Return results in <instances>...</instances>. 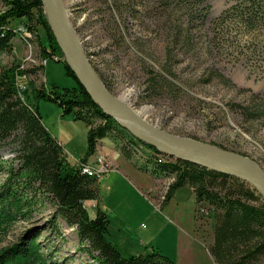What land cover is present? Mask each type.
<instances>
[{
  "label": "rangeland",
  "instance_id": "1",
  "mask_svg": "<svg viewBox=\"0 0 264 264\" xmlns=\"http://www.w3.org/2000/svg\"><path fill=\"white\" fill-rule=\"evenodd\" d=\"M261 1L264 5V0ZM63 3L89 60L107 80L114 95L151 124L244 155L264 170V23L258 21L260 18L252 22L242 18L241 0H63ZM24 21L18 19L14 25L25 28ZM176 29L182 32L179 36ZM20 33L17 36L22 39L14 38L13 50L0 51V63L15 68L14 80L25 101L35 102L32 80L36 85L45 84L48 91L56 88L62 92L64 87L76 84L66 73L62 60L33 59L37 51L30 40L33 37L29 36L27 41ZM40 38L46 42L41 29ZM34 64H42L43 68L29 74L27 70ZM149 71H153L155 79ZM149 83L155 89L149 90ZM37 105L43 122L63 145L66 158L77 167L81 161L88 162L83 158L88 150V122L76 118L74 113L64 114L54 100L41 98ZM251 111L263 116L249 118L247 113ZM93 121V125L101 122L98 118ZM107 136L120 149L128 142L133 149L130 158L136 164L141 163L137 155L147 160L156 157L161 162L175 158L156 153L146 144L149 142L136 135L133 141L129 136L126 140ZM98 144L90 154L94 156L89 166L94 171L106 168L99 175V182L116 165L107 153L98 151ZM0 163L5 167L19 166L15 143L0 142ZM5 177L6 172H0V184ZM173 181L174 177L168 175L158 180L157 199L144 193L155 205L150 216L153 223L164 217L161 209L169 200L167 195ZM29 196L33 211L0 233V249L24 235H34L48 246L45 250L54 253L52 259L56 264H98L83 249L85 244L81 243L77 229L61 216L57 217L60 233L45 229L44 223L56 209L45 194L34 191ZM185 198L189 200L184 202L189 211H185L184 219L179 221L171 215L165 220L168 222L165 232L154 231L150 237H157L155 244L176 264H217L209 249L214 241L212 206L195 198L193 207L191 197ZM146 224L144 221L139 228L149 232ZM124 247L119 246L122 250ZM147 247L156 246L146 245L138 252L143 253Z\"/></svg>",
  "mask_w": 264,
  "mask_h": 264
},
{
  "label": "trees",
  "instance_id": "2",
  "mask_svg": "<svg viewBox=\"0 0 264 264\" xmlns=\"http://www.w3.org/2000/svg\"><path fill=\"white\" fill-rule=\"evenodd\" d=\"M241 1L244 8L240 13L244 20L252 22L260 18L257 20L264 23V5L261 0ZM2 3L0 51L13 50V38L21 32L20 35L27 41L29 36L33 37L30 40L37 49L33 59H54L56 54L64 56L42 0H2ZM112 17L120 33V25L115 16ZM18 19H25L26 33L19 29L21 26L14 25ZM40 29L44 32L46 42L40 38ZM176 33L179 36L182 32L176 29ZM59 60L65 63L66 73L76 84L64 87L59 92L56 88L48 91L45 84L36 85L32 80L35 102L22 98L14 80L15 68L0 63V142L15 143L19 165L5 167L0 163V172H6L0 184V233L6 232L18 219L30 216L34 204L29 195L40 191L56 207L54 215L44 223L45 229L60 233L57 217L61 216L77 229L81 243L85 244L83 249L98 264H176L157 247H147L143 253L123 252L108 239V214L98 207L96 214L90 215L85 201H99V178L83 173L81 166L77 167L66 158L63 145L43 122L37 101L41 98L54 100L62 107L64 114L74 113L76 118L88 122V150L84 160L87 155L94 153L99 140L107 135H116L125 140L129 136L131 141L136 136L117 119L107 115L80 83L66 60ZM42 68V64H34L27 72L35 74ZM149 72L153 74L151 78L155 79L153 71ZM99 74L111 91L107 80ZM148 89L153 90L155 86L149 83ZM262 114L256 111L247 113L249 118H260ZM94 118L101 122L93 125ZM126 143L121 149L130 157L133 149ZM146 144L156 153H161L154 145ZM136 159L147 166L151 164L163 175L174 177L167 199L172 197L178 187L189 184L195 190L198 201H206L212 206L214 241L209 249L217 264H264V200L255 189L233 175L188 160L173 158L161 162L156 157L142 159L141 155H137ZM47 247L36 236L24 235L0 249V264H56L52 259L54 253L45 250Z\"/></svg>",
  "mask_w": 264,
  "mask_h": 264
},
{
  "label": "water",
  "instance_id": "3",
  "mask_svg": "<svg viewBox=\"0 0 264 264\" xmlns=\"http://www.w3.org/2000/svg\"><path fill=\"white\" fill-rule=\"evenodd\" d=\"M42 2L67 64L107 115L117 119L138 138L152 143L163 154L188 160L245 181L264 200V170L261 166L244 155L192 137L170 133L145 120L136 109L114 95L105 85L70 22L63 0H42Z\"/></svg>",
  "mask_w": 264,
  "mask_h": 264
},
{
  "label": "crops",
  "instance_id": "4",
  "mask_svg": "<svg viewBox=\"0 0 264 264\" xmlns=\"http://www.w3.org/2000/svg\"><path fill=\"white\" fill-rule=\"evenodd\" d=\"M19 37L22 39L21 36ZM98 146V151H103L111 157L116 169L99 181V201L91 199L85 202L90 215H95L98 207L108 214L110 219L108 238L118 247L125 246L124 250L121 249L125 253L141 251L146 245H154L161 250V246L155 244L157 237H150V233L165 232L168 226L165 220L170 219L171 215L179 221L184 219L185 211L187 213L189 211V205L184 203L189 200L185 196L191 197L190 205L194 207L195 204L196 197L192 187L186 184L178 188L161 209L164 217H160V221L156 219L153 223L150 221V216L154 214L155 205L145 194L151 193V196L155 197L153 199H157L158 180L163 177V174L157 170H148L145 163L136 164L108 136L102 138ZM92 156L94 155L87 156L88 162L92 161ZM144 221L147 223L146 229L149 232L139 228ZM160 223L164 226L161 227Z\"/></svg>",
  "mask_w": 264,
  "mask_h": 264
},
{
  "label": "built area",
  "instance_id": "5",
  "mask_svg": "<svg viewBox=\"0 0 264 264\" xmlns=\"http://www.w3.org/2000/svg\"><path fill=\"white\" fill-rule=\"evenodd\" d=\"M23 28V27H22ZM64 56H61L60 54H56L54 55V59L55 60H59V59H63ZM48 61V58H44L43 59V62H47ZM97 162V161H96ZM95 162V163H96ZM102 163H103V159H102ZM80 165V164H79ZM90 167L92 166H88L85 168V172H87L88 174H90V176H95V177H99V175L103 174V172L106 170V168H103V169H100L98 171H94V170H91ZM162 200V199H161Z\"/></svg>",
  "mask_w": 264,
  "mask_h": 264
},
{
  "label": "bare ground",
  "instance_id": "6",
  "mask_svg": "<svg viewBox=\"0 0 264 264\" xmlns=\"http://www.w3.org/2000/svg\"><path fill=\"white\" fill-rule=\"evenodd\" d=\"M19 29L23 32V33H26V30L24 29V28H22V27H19ZM18 30V29H17ZM28 38V37H27ZM64 59H65V57H64ZM138 112V111H137ZM138 114H140L139 112H138ZM89 164H91V163H89V162H84V161H81V164L79 165V166H81L82 167V171H84L85 172V168L86 167H88L89 166ZM80 167V168H81ZM94 177V176H93Z\"/></svg>",
  "mask_w": 264,
  "mask_h": 264
}]
</instances>
